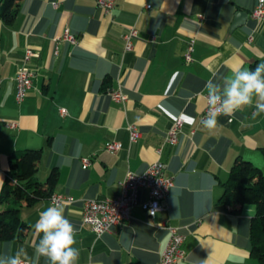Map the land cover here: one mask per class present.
Wrapping results in <instances>:
<instances>
[{"label":"crops","instance_id":"1","mask_svg":"<svg viewBox=\"0 0 264 264\" xmlns=\"http://www.w3.org/2000/svg\"><path fill=\"white\" fill-rule=\"evenodd\" d=\"M254 4L114 0L106 14L97 0H21L12 20H0V189L8 155L40 148L37 179L44 182L55 169L52 193L76 199L62 205L76 228L78 264H157L169 235L160 222L185 234V257L174 264H259L250 251L255 206L246 203L232 212L218 200L237 157L264 171V114L244 107L232 117L221 115L212 131L201 120L208 80L222 82L230 70L264 62V19L250 16ZM238 11L247 13L246 20L233 25ZM130 27L137 33L125 50L122 35ZM65 28L75 43L62 39ZM190 38L193 59L185 62ZM27 47L35 54L25 61ZM21 65L34 73L17 102L14 75ZM118 89L128 96L123 102L109 94ZM179 115L178 141L164 142ZM128 124L141 132L135 140ZM108 141L120 147L111 152ZM156 160L164 162L173 181L166 210L151 218L135 205L128 220L99 236L82 222L80 198L117 197L127 171L140 173ZM139 196L146 199L147 191ZM49 205L48 197L22 205L25 234L1 240L0 254L24 249V264H48L35 257L34 224Z\"/></svg>","mask_w":264,"mask_h":264},{"label":"built area","instance_id":"2","mask_svg":"<svg viewBox=\"0 0 264 264\" xmlns=\"http://www.w3.org/2000/svg\"><path fill=\"white\" fill-rule=\"evenodd\" d=\"M106 14H109L114 7V0H97ZM150 8V4L145 5ZM250 16L254 20L264 19V0H255V4L250 12ZM137 30L130 27L123 33L124 49L129 50L133 45V38L136 36ZM62 39L76 42V37L71 34L67 28L64 29ZM194 50V39L190 38L187 41L185 50L183 52V59L185 62L192 61V53ZM35 52L29 47L25 49L24 60L34 55ZM33 71L26 65H21L14 75L16 84L15 99L21 102L27 89L31 86ZM110 96L116 100L123 102L128 96L126 93L118 90L109 92ZM206 105L201 113V120L204 119L207 113V95H205ZM183 126V117L177 116L164 134L163 141L170 144H175L178 141L179 134ZM130 140H135L141 134L140 130L134 124H128ZM120 147L117 141H108L105 148L114 152ZM160 149H158V152ZM89 163L87 158L82 160V167H86ZM172 177L166 173V166L164 162L156 160L149 164L142 172L135 173L127 171L124 178L120 182L121 192L117 197L96 198V197H82V222L89 225L91 230L99 236L103 232L110 231L114 226L122 224L130 217V210L133 206L139 205L141 209L149 216L153 217L157 212L167 209L166 197L169 188L172 186ZM147 191V197L140 200V190ZM52 203L59 202L60 204H70L76 199L71 195L52 193L49 197ZM161 227L167 228L169 235L165 247L163 248L157 264H174L178 260L185 257V249L183 242L185 234L179 230V227L173 225H163L161 222L157 223ZM25 263V262H24Z\"/></svg>","mask_w":264,"mask_h":264},{"label":"trees","instance_id":"3","mask_svg":"<svg viewBox=\"0 0 264 264\" xmlns=\"http://www.w3.org/2000/svg\"><path fill=\"white\" fill-rule=\"evenodd\" d=\"M20 1L0 0V20H12ZM256 66L257 63L253 64L251 69ZM106 84L107 78L103 82L104 86ZM40 158V148L16 150L8 155V170L0 189V241L23 236L26 224L20 218V207L49 197L53 192L57 172L52 169L44 182L39 181L36 171ZM222 186L223 194L218 200L222 207L238 212L246 203L255 206V214L250 221V251L259 264H264V171L251 161L237 157Z\"/></svg>","mask_w":264,"mask_h":264},{"label":"clouds","instance_id":"4","mask_svg":"<svg viewBox=\"0 0 264 264\" xmlns=\"http://www.w3.org/2000/svg\"><path fill=\"white\" fill-rule=\"evenodd\" d=\"M207 113L202 124L209 131L218 127V118L232 117L244 107L255 108L254 115L264 114V62L255 69L243 66L230 70L222 82L212 79L205 84ZM191 122V117H187ZM39 234L34 254L37 260L43 257L48 264H78L80 252L76 247V228L65 216V208L54 202L40 212L34 224ZM24 249L12 254H0V264H24L27 259Z\"/></svg>","mask_w":264,"mask_h":264},{"label":"water","instance_id":"5","mask_svg":"<svg viewBox=\"0 0 264 264\" xmlns=\"http://www.w3.org/2000/svg\"><path fill=\"white\" fill-rule=\"evenodd\" d=\"M247 13L245 11H238L235 14V19L233 20L232 24L233 25H240L243 24L246 20Z\"/></svg>","mask_w":264,"mask_h":264}]
</instances>
